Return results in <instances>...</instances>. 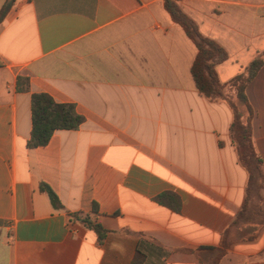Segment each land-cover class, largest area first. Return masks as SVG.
I'll return each mask as SVG.
<instances>
[{
	"label": "crops",
	"instance_id": "obj_1",
	"mask_svg": "<svg viewBox=\"0 0 264 264\" xmlns=\"http://www.w3.org/2000/svg\"><path fill=\"white\" fill-rule=\"evenodd\" d=\"M174 1L225 51L220 83L264 52V0ZM196 53L163 0L14 1L0 23V264H131L137 253V264L211 263L247 174L230 108L195 87ZM17 77L28 91L16 90ZM39 92L84 121L29 149ZM245 93L264 176V62ZM162 193L177 212L155 201ZM85 216L105 230L100 243ZM218 264H264V228Z\"/></svg>",
	"mask_w": 264,
	"mask_h": 264
},
{
	"label": "trees",
	"instance_id": "obj_2",
	"mask_svg": "<svg viewBox=\"0 0 264 264\" xmlns=\"http://www.w3.org/2000/svg\"><path fill=\"white\" fill-rule=\"evenodd\" d=\"M14 1L5 0L1 6L0 23L11 9ZM163 3L171 18L181 26L186 36L196 47L197 53L190 67V74L197 91L209 101L226 103L232 112L229 137L238 163L247 174L245 197L235 219L221 237V248L208 249L214 252L210 264H218L225 249L236 243L256 239L261 229L264 228V196L262 194L264 176L261 159L253 146L251 131L253 110L245 93L247 85L264 62V52L253 59L243 72L226 83H220L215 72V64L227 58L225 51L214 41L203 37L198 32L195 23L181 11L174 0H163ZM226 89L232 92V97L226 95ZM16 90L19 92L28 91V80L17 77ZM30 112L31 131L26 143V147L29 149L46 146L56 130H75L84 121V118L76 113L73 104L58 103L43 92L30 95ZM39 189L47 194L53 208H62L57 195L47 184L40 183ZM155 201L176 212L179 210V202L172 193H162L155 198ZM93 210H96L95 205ZM80 219L86 227L96 233L100 243L106 233L105 230L100 225L92 223L87 216ZM231 233H234L235 241H225ZM139 259L140 253H137L131 264H137Z\"/></svg>",
	"mask_w": 264,
	"mask_h": 264
},
{
	"label": "rangeland",
	"instance_id": "obj_3",
	"mask_svg": "<svg viewBox=\"0 0 264 264\" xmlns=\"http://www.w3.org/2000/svg\"><path fill=\"white\" fill-rule=\"evenodd\" d=\"M225 91H226V95L232 97V92L229 89H226ZM234 236H235L234 233L233 234L231 233V235L228 238H226L225 241L234 242L235 241Z\"/></svg>",
	"mask_w": 264,
	"mask_h": 264
}]
</instances>
